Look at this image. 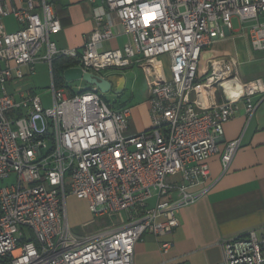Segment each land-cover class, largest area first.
Listing matches in <instances>:
<instances>
[{
  "label": "built area",
  "instance_id": "2783aa9c",
  "mask_svg": "<svg viewBox=\"0 0 264 264\" xmlns=\"http://www.w3.org/2000/svg\"><path fill=\"white\" fill-rule=\"evenodd\" d=\"M14 1L0 0V264H133L143 235L159 239L167 253L176 211L196 199L208 159L219 154L225 169L240 145L237 138L219 147L224 123L241 100L251 116L253 96L264 94L261 78L241 80L234 57L209 55L234 19L250 46L263 51L264 0H86L95 26L80 49L58 48L50 39L61 29L52 0ZM7 15L18 29H5ZM118 35L127 38L121 47H102ZM162 54L169 79L158 62ZM56 56L100 76L142 67L150 127L128 133L129 108H112L94 85L77 92L56 85ZM38 61L50 68L48 106L32 90L7 88ZM214 88L219 102L212 101ZM68 192L86 199L95 216H125L77 233L68 223ZM221 245L216 264H264V224Z\"/></svg>",
  "mask_w": 264,
  "mask_h": 264
},
{
  "label": "crops",
  "instance_id": "0c3cea01",
  "mask_svg": "<svg viewBox=\"0 0 264 264\" xmlns=\"http://www.w3.org/2000/svg\"><path fill=\"white\" fill-rule=\"evenodd\" d=\"M52 1L61 29L51 33L50 39L58 48L80 49L83 36L95 26L92 3L86 0ZM14 3L23 5L16 0ZM3 23L9 32L19 27L12 15L5 16ZM126 40L125 35H118L103 42L102 47L105 48L104 43L107 44L105 49L121 47ZM221 54L239 61L238 74L241 80L261 78L264 85V50H254L250 46L246 29L233 27L227 31V37L215 41L209 55ZM164 58L169 62L167 54L158 56V62L164 61ZM23 68L27 70L26 66ZM110 70L112 72L109 75L105 70L102 74L107 78L111 77L113 88L123 90L125 79L120 73L121 70ZM22 80L8 83L11 84L8 90L20 89L17 86ZM26 89L37 92L33 86L20 90ZM147 96L148 93L143 104H147L148 122L140 125V131L147 130L151 124ZM221 100L220 93L214 92L212 101ZM253 100L257 102L251 116H248L244 101L241 100V103H237L234 115L224 123L223 134L218 138L219 147L222 148L226 142L237 138H240V145L225 169L219 154L208 159V179L203 185L193 189L197 192L193 202L177 209L179 224L165 237L173 241V246L167 253H162L159 239L143 235L135 243L133 264H163L164 261L178 264H216L223 256L222 240L245 234L251 229H259L264 224V94L253 96ZM129 110L127 131L139 132L131 123V109ZM143 112L135 111L136 119L144 117Z\"/></svg>",
  "mask_w": 264,
  "mask_h": 264
},
{
  "label": "rangeland",
  "instance_id": "374dc122",
  "mask_svg": "<svg viewBox=\"0 0 264 264\" xmlns=\"http://www.w3.org/2000/svg\"><path fill=\"white\" fill-rule=\"evenodd\" d=\"M233 27H241L239 23L234 19ZM104 47H107V44L104 43ZM44 51V46L40 50V54ZM165 59V58H164ZM164 70L166 78H170L169 71V62H166V59L162 62H159ZM25 76L22 78L21 84L17 86V88H26L29 86H33L36 93H38L45 106L50 105V68L47 62L39 61L35 64V70L33 72H29L25 70ZM248 70V69H247ZM116 71V70H113ZM105 72L109 75L112 71L110 69L105 70ZM122 76L125 79V88L119 94L114 93L112 90L103 93L104 99L109 103L112 108H120V107H128L131 109L130 120L134 128L140 131V125L144 122H148L146 118L147 112V104H143L144 99L148 93V75L145 70L140 66H132L120 71ZM263 73V72H261ZM111 82L113 81L111 77H108ZM121 79V78H120ZM21 80V79H20ZM67 87L70 91L77 92L79 89L89 87L90 85L82 79L74 80L67 82ZM113 83V82H112ZM11 84H7L8 89ZM214 92H218L216 88H214ZM241 103V101L239 102ZM149 108V107H148ZM136 113L139 111H144V117L136 119ZM138 120V121H137ZM13 180V176H10L6 179V182H11ZM68 188V186H67ZM68 190V189H67ZM66 210H67V218L68 223L73 231L77 233H81L82 229L86 232H90L96 230L99 227L106 225V223H110L113 221L120 220L124 214L115 213L113 215H104V216H95L92 211H90L88 202L84 198H77L73 193L68 192L66 196Z\"/></svg>",
  "mask_w": 264,
  "mask_h": 264
},
{
  "label": "water",
  "instance_id": "95a60500",
  "mask_svg": "<svg viewBox=\"0 0 264 264\" xmlns=\"http://www.w3.org/2000/svg\"><path fill=\"white\" fill-rule=\"evenodd\" d=\"M62 76L67 82L82 79L90 86L94 85L101 93L112 90L114 93L119 94L123 91L122 89L113 88L111 81L107 77L84 71L79 66H70L64 69Z\"/></svg>",
  "mask_w": 264,
  "mask_h": 264
},
{
  "label": "trees",
  "instance_id": "16d2710c",
  "mask_svg": "<svg viewBox=\"0 0 264 264\" xmlns=\"http://www.w3.org/2000/svg\"><path fill=\"white\" fill-rule=\"evenodd\" d=\"M75 65V61L69 57L65 56H56L52 59L51 66H52V75L54 79V83L59 85L61 83H66L62 76V72L64 69ZM85 90V88H82Z\"/></svg>",
  "mask_w": 264,
  "mask_h": 264
},
{
  "label": "bare ground",
  "instance_id": "6f19581e",
  "mask_svg": "<svg viewBox=\"0 0 264 264\" xmlns=\"http://www.w3.org/2000/svg\"><path fill=\"white\" fill-rule=\"evenodd\" d=\"M237 94L241 93V89H238L237 92H235Z\"/></svg>",
  "mask_w": 264,
  "mask_h": 264
}]
</instances>
